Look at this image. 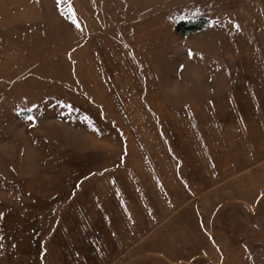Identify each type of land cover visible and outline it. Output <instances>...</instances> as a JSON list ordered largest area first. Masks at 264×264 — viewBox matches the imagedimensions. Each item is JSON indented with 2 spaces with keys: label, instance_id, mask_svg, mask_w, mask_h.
<instances>
[{
  "label": "rangeland",
  "instance_id": "374dc122",
  "mask_svg": "<svg viewBox=\"0 0 264 264\" xmlns=\"http://www.w3.org/2000/svg\"><path fill=\"white\" fill-rule=\"evenodd\" d=\"M0 264H264V0H0Z\"/></svg>",
  "mask_w": 264,
  "mask_h": 264
},
{
  "label": "trees",
  "instance_id": "16d2710c",
  "mask_svg": "<svg viewBox=\"0 0 264 264\" xmlns=\"http://www.w3.org/2000/svg\"><path fill=\"white\" fill-rule=\"evenodd\" d=\"M206 25V20L187 21L181 20L175 25V32L182 37H188L193 33L200 32Z\"/></svg>",
  "mask_w": 264,
  "mask_h": 264
}]
</instances>
